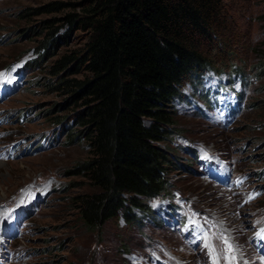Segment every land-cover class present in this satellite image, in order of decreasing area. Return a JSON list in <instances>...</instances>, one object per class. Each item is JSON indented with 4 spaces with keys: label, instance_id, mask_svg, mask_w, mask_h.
Segmentation results:
<instances>
[{
    "label": "rangeland",
    "instance_id": "1",
    "mask_svg": "<svg viewBox=\"0 0 264 264\" xmlns=\"http://www.w3.org/2000/svg\"><path fill=\"white\" fill-rule=\"evenodd\" d=\"M46 1L0 0V264H264V0L227 2L225 35L241 71L218 57L174 99L161 143L173 161L166 191L144 200L138 221L98 229L76 207L95 190L75 170L87 141L69 138L79 125L72 107L57 105L66 93L46 84L51 59L27 65L39 36L24 28L61 13L22 10ZM84 35L73 32L60 53Z\"/></svg>",
    "mask_w": 264,
    "mask_h": 264
},
{
    "label": "trees",
    "instance_id": "2",
    "mask_svg": "<svg viewBox=\"0 0 264 264\" xmlns=\"http://www.w3.org/2000/svg\"><path fill=\"white\" fill-rule=\"evenodd\" d=\"M228 0H48L22 16L44 17L24 28L35 35L38 68L51 59L46 84L66 93L90 155L75 168L95 187L76 196L84 225L98 229L111 219L139 220L146 198L164 193L172 154L161 143L175 123L172 103L185 81L222 64L241 69L231 56L225 29ZM83 43L60 53L73 32ZM264 71V37L257 48ZM241 71V70H240Z\"/></svg>",
    "mask_w": 264,
    "mask_h": 264
},
{
    "label": "snow or ice",
    "instance_id": "3",
    "mask_svg": "<svg viewBox=\"0 0 264 264\" xmlns=\"http://www.w3.org/2000/svg\"><path fill=\"white\" fill-rule=\"evenodd\" d=\"M206 155V154H205ZM158 203V202H157ZM157 203H154L153 206H157ZM10 219V218H9ZM229 251H231V246L229 245Z\"/></svg>",
    "mask_w": 264,
    "mask_h": 264
}]
</instances>
